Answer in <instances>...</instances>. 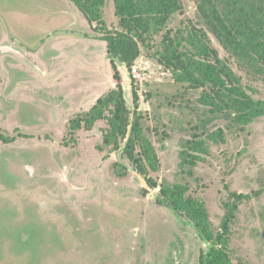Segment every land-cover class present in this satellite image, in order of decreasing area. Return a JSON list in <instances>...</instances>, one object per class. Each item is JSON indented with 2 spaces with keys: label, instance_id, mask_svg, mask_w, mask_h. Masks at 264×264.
Masks as SVG:
<instances>
[{
  "label": "rangeland",
  "instance_id": "1",
  "mask_svg": "<svg viewBox=\"0 0 264 264\" xmlns=\"http://www.w3.org/2000/svg\"><path fill=\"white\" fill-rule=\"evenodd\" d=\"M64 2L68 0H0V36L11 33L19 41L36 47L40 37L26 39V32L35 36L59 35L54 33L59 28V33L81 35L76 33L78 30L98 34L89 28L79 9L74 10L79 14L80 22L74 25L77 30L68 27L70 19L60 16L61 6L68 9ZM196 5L197 0H180L179 10L165 26L140 41L141 53L132 65L141 73L139 79L131 76L132 66L126 65L118 68L119 79L113 78L103 41L92 45L91 55L84 38L74 41L73 48L65 47L72 43L71 35L63 36L61 48L65 47L69 58L73 53L82 57L85 64L80 61V65L86 69L78 67V72H69L68 82L48 91L40 71L52 61V57H47L50 46L40 51V61L22 56L24 49L19 47L18 52L5 49L0 53L1 80L7 81L1 86L0 97V166L4 164L10 172L21 160L29 174L26 180L19 181L0 170V264H200L209 248L187 219L156 200L158 187L150 188L133 171L121 178L116 176L114 151L96 148L102 139L99 132L107 126L105 119L95 122L92 133L84 129L68 133L69 119L87 109L92 98L82 107L63 100L66 107L58 115L52 110L54 98L60 100L62 95L81 93L72 87L79 85L77 75L89 74L88 58L94 54L90 66L96 67L97 77L108 82V65L112 70V81L105 90L101 89L102 94L117 83L123 86L127 76L125 97L131 101L132 88L138 93L143 133L154 145L159 159L157 183L186 184L185 195L205 205L213 233L219 230L224 203L232 201V194L251 195L237 204L226 248L234 264H264V115L242 128L234 125L220 113L199 104L201 89L175 80L158 61L166 34L187 36L195 34L193 27L202 28L207 32L209 47L231 65L249 95L264 99L262 74L251 78L239 68L235 58L228 56L198 22ZM114 10L113 0H105L103 24L94 23L97 30L120 29ZM57 38L54 36L51 43ZM0 45L6 48L11 43ZM180 49L185 53L196 50L186 41ZM215 57L211 54L209 60L214 61ZM66 60L61 62L63 66L68 63ZM69 62L79 65L77 59ZM60 68L55 70L60 72ZM10 76H23L34 82L18 83L10 93L14 85L8 83ZM216 129L221 130L223 139H207L206 134ZM193 132L206 141L208 153L194 164H182V149ZM2 136L14 139L4 142ZM163 143L165 148L161 149ZM121 159L129 163L126 157ZM15 170L20 176V169Z\"/></svg>",
  "mask_w": 264,
  "mask_h": 264
},
{
  "label": "trees",
  "instance_id": "2",
  "mask_svg": "<svg viewBox=\"0 0 264 264\" xmlns=\"http://www.w3.org/2000/svg\"><path fill=\"white\" fill-rule=\"evenodd\" d=\"M70 1L85 16L89 28L98 34L76 33L106 43L105 59L110 62L113 78L117 80L118 68L122 65L131 67L140 56V41H144L149 33H158L180 8V0H113L120 29L102 31V28L97 30L96 24H103L105 0ZM196 16L228 56L235 58L240 69L251 78L260 74L264 77V0H197ZM193 28L195 34L192 35L175 33L163 37V48L158 56L160 64L171 71L175 80L187 82L192 89H201L198 103L208 107V111L220 113L234 125L242 128L263 116L264 99L252 98L231 65L218 58L215 50L209 47L207 32ZM185 41L196 50L191 53L182 51L180 46ZM211 54L216 55L214 61L209 60ZM131 97L129 101L121 83H117L100 95L88 110L69 119L68 133L73 134L80 129L92 133L95 122L105 119L107 126L99 132L102 139L96 148L99 151L109 148L114 153L121 148L114 161L116 176L121 178L128 171H133L142 176L150 188H159L156 200L187 219L209 244L200 264H234L226 248L230 224L238 202L251 195L233 193L232 201L224 203L225 212L219 230L213 233L205 205L185 195L186 184L156 182L159 159L154 145L143 133L142 115L138 111L139 96L134 88L131 89ZM206 137L217 141L223 139V133L216 129L208 132ZM1 139L11 142L14 137L2 136ZM164 148L163 143L161 149ZM182 153V164H194L208 153L207 143L193 132L192 137L185 141ZM122 156L129 163L122 161Z\"/></svg>",
  "mask_w": 264,
  "mask_h": 264
},
{
  "label": "crops",
  "instance_id": "3",
  "mask_svg": "<svg viewBox=\"0 0 264 264\" xmlns=\"http://www.w3.org/2000/svg\"><path fill=\"white\" fill-rule=\"evenodd\" d=\"M64 4H65V2H64ZM65 5L68 7V9H66L64 6H61V8H63V9L60 10V13H61L60 16L64 17V18H69L71 22L68 23L70 25L68 27H70L73 30H77L76 28H74V27H76L74 25L77 22H80L79 21V14L76 13L74 10H77V12H79L78 8L70 0H68V2ZM83 19H84V17H83ZM58 29L59 28H57L56 31ZM28 34L30 36H28ZM57 34H59V35H55V34L51 35V34H47L46 33V35L44 34L43 36H35V35H31L29 32L28 33L26 32L24 34L26 39H29V38L36 39L37 37H40V41H39V44H38L39 46H36V47H31V46H29L28 44L24 43L21 40L19 41L18 38H15L14 35L11 34V33L9 35L10 39L8 37H5V36L4 37L0 36V44H1V42H6V41H9L11 43V45H8L6 48L2 47L0 45V53L2 51H4L5 49L15 50V52H18L17 51L18 50L17 47H19L20 50L24 49V51H23L24 55H22V56H28L31 60H32V58H37L40 61V53H41L40 51L43 48L45 49L46 46H50V48H52V49H50V53L47 54L48 55L47 57H48V59H49V57H52V61H51V63L47 64L46 68H43L45 66L41 67L42 70L40 71V77H41V80H42V83H43V86H44L45 90L48 91L49 89H51L53 87L55 89L57 86L59 87L61 85V83L69 81V79H67L69 72H78L77 71L78 67H83L82 65H80V61H82V64H85V61L82 59V57H80V56L77 57L76 55H74L76 53H73L72 54L73 57L71 56L72 58L71 57L69 58V55L64 52L66 50L65 47L71 45L69 47L73 48L75 46L74 41H77L80 38H84V39H86L88 41L87 45H88V48H89V54L91 55V47H92V45L95 46V45H97L98 41H100V40L88 39L86 37H82L81 35H76L75 32L74 33L73 32H66V33L57 32ZM65 35H69V36L71 35L72 37H70V38L73 41H72L71 44H67L65 47L61 48V43H62L61 41L63 39V36H65ZM54 36H58V38L52 44L51 41H52ZM81 55H84V53H82ZM41 58L43 59V57H41ZM60 59H62L61 62L64 61V59L65 60L67 59L66 61H68V63L66 65L64 64L65 66H63V64L60 62ZM70 59H77V61L79 60V65H77V66H75L74 64L71 65L70 62H69ZM88 59L91 62L92 59H95V54L93 56L89 57ZM1 61H2V55L0 54V69H1ZM13 62L15 63L16 61H14V59H13ZM90 62L88 64L89 65V69H87V70H89V74H87L85 76L77 75V77H79V80H80V82H78L79 85L78 86L74 85L72 87L73 90H75L76 92L80 91L81 93H79V94L76 93V95H74L75 93L74 94L71 93L70 95L66 94L65 96L62 95L60 97V100H58L57 98H54V101L56 102L55 105H54L53 102H51L52 103L51 107H53L52 110L57 115L60 114L61 112H63V107H66L61 102L63 100H64L65 103L66 102L73 103L74 107H82V105L86 104V102L88 100L89 101L92 100L91 103L89 104V107L87 109H85L84 111L88 110L93 105V103L96 101V99L102 94L100 92L101 89L103 91V89L108 86V84H109L108 82L112 81V75H111L112 74V70L110 69L109 65H108V68H109V73H110V77H109L110 81L107 82L105 79L97 77V73L95 71L96 67L93 66V68H92V66H90ZM56 67H57V69L60 68V67H62L63 69L60 68V72L59 71L57 72L55 70ZM81 69H86V68L83 67ZM23 81H28V83H30V84H32L34 82L33 80L24 78L23 76H21V77H19V76H17V77L16 76H14V77L10 76L8 83L9 84L12 83L14 85L12 86V89H10L9 92L12 93L13 89L17 88L18 83H21V82L24 83ZM6 82L7 81L2 82L1 75H0V97H1V86H2V84H5ZM75 84H76V82H75ZM25 88H28V85ZM60 104H62V106H60ZM45 107H47V105Z\"/></svg>",
  "mask_w": 264,
  "mask_h": 264
},
{
  "label": "water",
  "instance_id": "4",
  "mask_svg": "<svg viewBox=\"0 0 264 264\" xmlns=\"http://www.w3.org/2000/svg\"><path fill=\"white\" fill-rule=\"evenodd\" d=\"M128 83H129V77L127 76V81H126V83H124V85L122 86L123 91H124L126 85H128ZM120 150H121V148L115 152V155H117V154L119 153ZM8 156H11V155H7V157H8ZM7 157L3 158L2 163H4V160H5ZM16 157H17V156H16ZM17 158H19V157H17ZM23 164H25V163H24V162L22 163L21 160L18 161V162L16 163L15 167H13L14 170H12V171H10V172L5 168L4 164H2L3 167L0 166V170L4 171V172L6 173V175L9 176L10 178H12V179L14 178V180H19V181H20V180H26L27 177H29V176H27V175H29V174H28V172L24 169V165H23ZM17 167L20 169V176L18 175V173H17L16 170H15ZM26 176H27V177H26Z\"/></svg>",
  "mask_w": 264,
  "mask_h": 264
},
{
  "label": "built area",
  "instance_id": "5",
  "mask_svg": "<svg viewBox=\"0 0 264 264\" xmlns=\"http://www.w3.org/2000/svg\"><path fill=\"white\" fill-rule=\"evenodd\" d=\"M129 71L131 73V76H133V78L139 79L141 77V73L137 70L135 66H132Z\"/></svg>",
  "mask_w": 264,
  "mask_h": 264
},
{
  "label": "flooded vegetation",
  "instance_id": "6",
  "mask_svg": "<svg viewBox=\"0 0 264 264\" xmlns=\"http://www.w3.org/2000/svg\"><path fill=\"white\" fill-rule=\"evenodd\" d=\"M5 37H8L9 38V36H7V35H5ZM10 39V38H9Z\"/></svg>",
  "mask_w": 264,
  "mask_h": 264
}]
</instances>
